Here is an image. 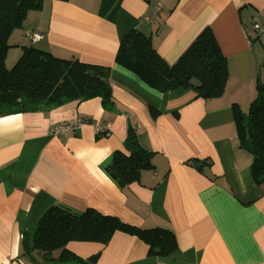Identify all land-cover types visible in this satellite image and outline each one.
I'll use <instances>...</instances> for the list:
<instances>
[{
    "label": "crops",
    "instance_id": "crops-1",
    "mask_svg": "<svg viewBox=\"0 0 264 264\" xmlns=\"http://www.w3.org/2000/svg\"><path fill=\"white\" fill-rule=\"evenodd\" d=\"M102 0H45L10 36L6 66L35 46L62 58L110 67L112 104L95 97L60 107L0 118V264H44L33 238L52 205L95 208L143 228L164 227L178 247L148 255L138 236L117 231L107 244L70 241L95 264H264V181L252 173L254 157L241 146L232 107L247 113L264 85L263 29L252 20L264 0H119L115 18L100 15ZM207 27L229 70L224 93L204 99L193 88L159 90L116 62L124 35L139 29L158 53L175 64ZM43 33L32 42L28 33ZM76 118L80 130L53 136L51 129ZM107 125L109 135L95 132ZM130 127L153 152V168L120 187L103 165L125 150ZM60 250L54 251L58 256Z\"/></svg>",
    "mask_w": 264,
    "mask_h": 264
},
{
    "label": "trees",
    "instance_id": "trees-1",
    "mask_svg": "<svg viewBox=\"0 0 264 264\" xmlns=\"http://www.w3.org/2000/svg\"><path fill=\"white\" fill-rule=\"evenodd\" d=\"M67 1V0H63ZM45 0H0V118L18 113L60 107L70 101L100 97L104 108L112 104L110 67L62 58L35 46L24 51L13 67L6 66L10 36L20 28L29 11L40 10ZM119 0H102L99 13L115 18ZM116 62L136 73L143 82L159 90L193 88L204 99L221 96L229 70L226 57L212 28H205L175 64L158 53L150 36L131 29L122 38ZM233 117L241 146L252 153V173L264 181V85L245 113L234 104ZM125 150H116L103 165L120 187L138 181L145 169L153 168V152L143 147L130 127ZM117 231L138 236L150 256H168L178 247L176 234L164 227L143 228L95 208L76 211L62 204L50 206L40 217L27 253L36 251L44 264H95L99 254L82 258L67 248L70 241L107 244ZM60 250L59 255H53Z\"/></svg>",
    "mask_w": 264,
    "mask_h": 264
},
{
    "label": "built area",
    "instance_id": "built-area-1",
    "mask_svg": "<svg viewBox=\"0 0 264 264\" xmlns=\"http://www.w3.org/2000/svg\"><path fill=\"white\" fill-rule=\"evenodd\" d=\"M154 3V7L156 11H159L161 8V0H150ZM264 18V10L261 11L259 15H255L252 20V27L256 30L263 29V23L262 19ZM43 33L38 32V31H32L28 33V37L32 42H37L40 41L43 38ZM89 121L86 119L82 118H76L73 120L65 121L62 123H59L55 125L50 133L53 136H60L64 134L65 132H68L70 130L77 131L80 130L83 124L88 123ZM94 129L95 132L98 134H103V135H109L110 130L107 127V125L102 124V123H94Z\"/></svg>",
    "mask_w": 264,
    "mask_h": 264
},
{
    "label": "rangeland",
    "instance_id": "rangeland-1",
    "mask_svg": "<svg viewBox=\"0 0 264 264\" xmlns=\"http://www.w3.org/2000/svg\"><path fill=\"white\" fill-rule=\"evenodd\" d=\"M30 12V11H29ZM11 67H13V66H11Z\"/></svg>",
    "mask_w": 264,
    "mask_h": 264
}]
</instances>
